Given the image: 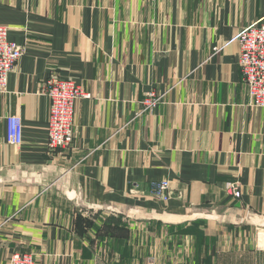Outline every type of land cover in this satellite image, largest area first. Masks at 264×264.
Masks as SVG:
<instances>
[{"label": "crops", "instance_id": "crops-1", "mask_svg": "<svg viewBox=\"0 0 264 264\" xmlns=\"http://www.w3.org/2000/svg\"><path fill=\"white\" fill-rule=\"evenodd\" d=\"M259 20L264 0H0V24L26 46L0 93V264L15 252L37 264H264L248 220L264 218V108L250 104L237 40ZM52 74L90 94L65 151L48 148ZM9 115L21 146L7 141ZM163 180L167 201L154 195ZM124 211L145 215L129 226Z\"/></svg>", "mask_w": 264, "mask_h": 264}, {"label": "built area", "instance_id": "built-area-1", "mask_svg": "<svg viewBox=\"0 0 264 264\" xmlns=\"http://www.w3.org/2000/svg\"><path fill=\"white\" fill-rule=\"evenodd\" d=\"M10 27L0 24V93L7 90L9 75L13 72L26 51V46L9 39ZM240 44L238 63L242 73V83L247 88L250 104L264 108V21L254 22L241 28L237 35ZM45 94L49 98L48 148L52 152L65 151L73 146L75 138L74 117L78 101L90 97L80 84L72 79L60 78L57 74L45 83ZM159 97L153 92L143 101L144 109H150ZM7 141L21 146L23 143V122L20 116H7ZM170 182L163 180L155 188L157 198L168 200ZM227 191L240 198L238 184H229ZM99 209V207H97ZM9 264H36L29 253H13Z\"/></svg>", "mask_w": 264, "mask_h": 264}, {"label": "rangeland", "instance_id": "rangeland-1", "mask_svg": "<svg viewBox=\"0 0 264 264\" xmlns=\"http://www.w3.org/2000/svg\"><path fill=\"white\" fill-rule=\"evenodd\" d=\"M164 201H166V200H164ZM91 207H92V210L96 211V212H102L103 211V212L107 213V212L115 211L117 213V215L119 212L118 208H116L115 206H113L111 204H103V205L91 204ZM97 207H99V209ZM122 212H120L119 214H123L125 216L124 220H129V221H127L129 226H131L132 224H135L137 220H140V218H142L141 216L145 215V214L139 213V212H137L138 213L137 214L136 212H133V211H131V212L130 211H124V213H122ZM248 220L253 227L252 232L254 233V236L256 235L254 243L258 244V245H264V218L258 217V216H252V218L250 217ZM17 253H22V252H17ZM35 263H36V259H35ZM243 263L248 264L249 261H244ZM250 263H252V261ZM7 264H9V262Z\"/></svg>", "mask_w": 264, "mask_h": 264}]
</instances>
